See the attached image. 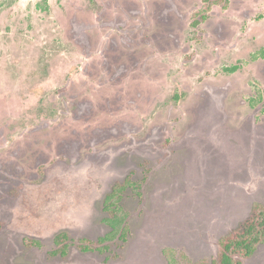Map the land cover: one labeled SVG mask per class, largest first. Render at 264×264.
<instances>
[{"label":"rangeland","instance_id":"374dc122","mask_svg":"<svg viewBox=\"0 0 264 264\" xmlns=\"http://www.w3.org/2000/svg\"><path fill=\"white\" fill-rule=\"evenodd\" d=\"M205 1L0 0V264L212 262L264 202V0Z\"/></svg>","mask_w":264,"mask_h":264},{"label":"trees","instance_id":"16d2710c","mask_svg":"<svg viewBox=\"0 0 264 264\" xmlns=\"http://www.w3.org/2000/svg\"><path fill=\"white\" fill-rule=\"evenodd\" d=\"M217 4V0H206L203 10L206 14H201L200 18L196 19V24L200 21H206L208 11H211V8ZM230 70L234 71L236 67ZM263 101L264 92L256 88V95L250 99V105L255 108ZM128 184L129 186L131 185L129 181L125 184L117 185L106 198L105 211L108 216L103 222L113 229L111 233L95 243L81 240L78 244L81 252L92 253L101 250L102 247H106V244L113 240L127 241L130 233V221L122 206V200L123 192ZM55 245L56 251L53 254L66 256L70 246L68 234H59L55 238ZM262 245H264V202L253 204L248 218L240 222L236 229L231 230L219 239L216 247V258L212 262L201 260L187 264H245ZM171 264L176 263L172 261Z\"/></svg>","mask_w":264,"mask_h":264}]
</instances>
